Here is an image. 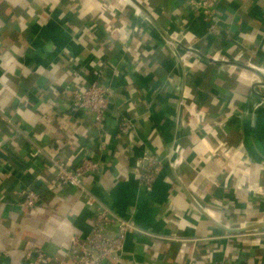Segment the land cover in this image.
<instances>
[{"label":"crops","instance_id":"0c3cea01","mask_svg":"<svg viewBox=\"0 0 264 264\" xmlns=\"http://www.w3.org/2000/svg\"><path fill=\"white\" fill-rule=\"evenodd\" d=\"M139 1L156 24L127 0H0V264H32L36 248L47 264H71L67 249L93 210L52 160L91 156V192L144 230L128 235L116 264L261 263L264 0H220L221 38L184 0ZM160 27L206 57L179 60ZM97 78L110 89L101 133L70 106L72 87ZM122 117L134 137L119 130ZM145 151L164 162L152 189L137 179Z\"/></svg>","mask_w":264,"mask_h":264},{"label":"built area","instance_id":"2783aa9c","mask_svg":"<svg viewBox=\"0 0 264 264\" xmlns=\"http://www.w3.org/2000/svg\"><path fill=\"white\" fill-rule=\"evenodd\" d=\"M217 3L218 0H184L186 8L202 14L205 20H207V24L209 25L208 29L211 32L209 35L221 38L223 37L224 31L220 16L217 12ZM136 12L139 11L136 9ZM174 37L177 38L176 36ZM177 39L182 43L184 42L179 38ZM185 45L194 48L192 45ZM167 46L183 62L190 56V53H193L189 50L181 53L177 46H175L176 50L169 44ZM198 57L201 58L199 55ZM70 94V106L75 110H82L92 114L93 121L101 133L105 122V115L109 107V87L97 78L88 82L86 88L72 87ZM186 103L184 96L178 101L180 106H187ZM134 128L135 123L133 119L127 117L120 119L119 130L121 133L134 137ZM179 150L180 145H176L168 155L167 162L173 167L180 159ZM175 154L178 156L173 158ZM52 162L51 167L56 172L57 180L61 184L78 188L83 195L86 207H90L93 210L90 230L84 236L74 235L71 240V245L67 249V255L72 260L71 264L118 263L125 251L128 235L135 232H143L144 230L138 227L135 222L120 216L110 205L103 202L91 192V189L86 183V178L99 171V160L95 156H91L90 158L86 157L73 164L74 166L63 160H52ZM163 165L164 162L156 153L145 151L137 160L136 169L138 171L137 179L139 183L147 189H152L163 170ZM38 201V193L34 190H29L23 203L24 206L33 207ZM257 234L264 241V227ZM165 238L173 239L175 237L172 235ZM26 258L30 259L32 264H47L49 262L48 255L43 250L37 248L28 251ZM189 264H197V262L191 260ZM260 264H264V255Z\"/></svg>","mask_w":264,"mask_h":264},{"label":"water","instance_id":"95a60500","mask_svg":"<svg viewBox=\"0 0 264 264\" xmlns=\"http://www.w3.org/2000/svg\"><path fill=\"white\" fill-rule=\"evenodd\" d=\"M129 1L131 4L134 5L135 9H137L140 13H142L148 21H150L151 24H156V18L154 16V14L149 10L147 9L146 7H144V5L139 1V0H127ZM160 32H161V35L164 39V41L169 44L173 49L176 50L175 46L179 48H182V49H185V50H189V51H192L196 54H198L199 56L201 57H206L203 53H201L199 50L195 49V48H191L187 45H185L184 43L180 42L177 38H175L173 35H171V33H169L166 29H162L160 27ZM180 57L178 56V59ZM210 59L216 61L214 58H211ZM180 60V59H179ZM239 64V63H238ZM242 66H244L245 68L255 72L256 74L258 75H261V71L260 69H258L257 67L251 65V64H240ZM196 203V202H195ZM121 216V215H120ZM123 217V216H122ZM126 218V217H124ZM126 219H129L133 222H135V224L141 228V226L134 220L130 219V218H126ZM253 227V226H252ZM261 227H264V222L260 223V224H256L254 225V228H261Z\"/></svg>","mask_w":264,"mask_h":264},{"label":"rangeland","instance_id":"374dc122","mask_svg":"<svg viewBox=\"0 0 264 264\" xmlns=\"http://www.w3.org/2000/svg\"><path fill=\"white\" fill-rule=\"evenodd\" d=\"M219 3H220V0H218V3H217V12H218V15L220 16L221 23H223V19H222L221 13H220V11H219V9H218V7H219ZM184 6H186V5L184 4ZM188 10H189V9H188ZM189 11L192 12V13H195V14L198 15V16H201V17L203 18L204 22H205L206 25H207V33H208V34L211 33L210 30L208 29V28H209V25L207 24V20H205V18L203 17V15L200 14V13L194 12V11H192V10H189Z\"/></svg>","mask_w":264,"mask_h":264},{"label":"trees","instance_id":"16d2710c","mask_svg":"<svg viewBox=\"0 0 264 264\" xmlns=\"http://www.w3.org/2000/svg\"><path fill=\"white\" fill-rule=\"evenodd\" d=\"M197 111V109L194 107V108H192V112H196Z\"/></svg>","mask_w":264,"mask_h":264}]
</instances>
